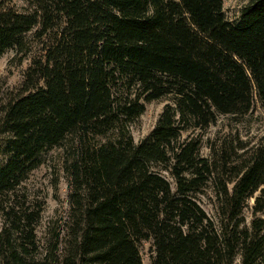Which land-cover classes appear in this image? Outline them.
<instances>
[{
	"label": "trees",
	"instance_id": "1",
	"mask_svg": "<svg viewBox=\"0 0 264 264\" xmlns=\"http://www.w3.org/2000/svg\"><path fill=\"white\" fill-rule=\"evenodd\" d=\"M22 1L0 0V58L31 54L28 35L42 48L0 105V199L60 149L71 214L57 259L28 261V247L8 243L3 264H143V242L152 264H264V142H231L211 160L200 134L256 101L264 110V0L237 21L224 0ZM161 100L157 127L136 144L131 125ZM209 184L218 223L198 201ZM16 222L34 238L37 220Z\"/></svg>",
	"mask_w": 264,
	"mask_h": 264
},
{
	"label": "rangeland",
	"instance_id": "2",
	"mask_svg": "<svg viewBox=\"0 0 264 264\" xmlns=\"http://www.w3.org/2000/svg\"><path fill=\"white\" fill-rule=\"evenodd\" d=\"M250 1L224 0L226 17L230 21H237L242 10ZM15 4L20 6L23 1L15 0ZM27 38L31 47V54H21L15 50H8L0 58V105L5 103L10 96L20 92L32 60L41 55L42 45L35 41L32 35H28ZM167 103L168 101L161 100L145 105L146 111L130 127L132 138L136 144L145 140L157 127ZM217 121L206 131L200 132L203 136L201 150L203 157L213 160L216 158L214 150H220L221 147L227 146L231 142L234 145L239 143L238 141L246 143L250 149L264 142V110L258 101L255 102L254 110L245 117L226 116L219 117ZM4 139L5 136L0 134V145L4 143ZM43 155V164L36 171L30 173L18 189L0 199V206L4 209L3 212H0V264H3V261H8L4 259V256L10 246L9 244L13 245L14 248L28 247L29 254L26 259L32 262L39 263L47 256L51 259H57L62 255L68 236L71 214L69 199L71 187L64 169H62L64 161L62 151L53 149ZM0 162L3 164L7 162L5 154H0ZM166 177L169 178V175ZM258 195L260 192L257 193L256 197ZM198 201L209 217L218 223L220 221L219 201L213 184H209L199 192ZM254 201L255 199L248 200V206L244 212L246 223L249 225L255 218L252 209ZM28 216L37 220L34 226V238L30 240L26 238L25 234L21 236L10 227L13 220L20 223ZM31 240L33 244L29 243ZM57 247H59L58 250ZM140 252L143 257V264L153 263L155 255L152 243L143 242L140 246Z\"/></svg>",
	"mask_w": 264,
	"mask_h": 264
}]
</instances>
